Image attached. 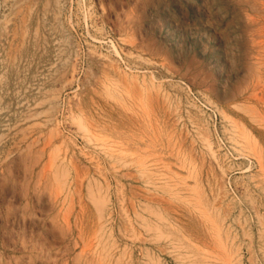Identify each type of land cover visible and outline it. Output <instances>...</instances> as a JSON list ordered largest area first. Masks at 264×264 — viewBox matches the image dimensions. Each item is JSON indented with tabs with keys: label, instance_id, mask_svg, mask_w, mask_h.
<instances>
[{
	"label": "rangeland",
	"instance_id": "374dc122",
	"mask_svg": "<svg viewBox=\"0 0 264 264\" xmlns=\"http://www.w3.org/2000/svg\"><path fill=\"white\" fill-rule=\"evenodd\" d=\"M0 264H264V0H0Z\"/></svg>",
	"mask_w": 264,
	"mask_h": 264
},
{
	"label": "bare ground",
	"instance_id": "6f19581e",
	"mask_svg": "<svg viewBox=\"0 0 264 264\" xmlns=\"http://www.w3.org/2000/svg\"><path fill=\"white\" fill-rule=\"evenodd\" d=\"M122 148V147H121ZM172 157V156H171ZM177 161V160H176ZM178 166V165H177ZM180 166V165H179Z\"/></svg>",
	"mask_w": 264,
	"mask_h": 264
}]
</instances>
